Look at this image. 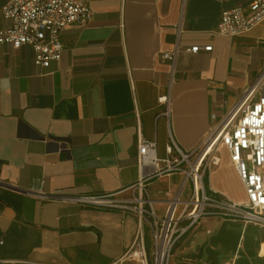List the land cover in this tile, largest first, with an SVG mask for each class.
Masks as SVG:
<instances>
[{"label":"crops","instance_id":"obj_1","mask_svg":"<svg viewBox=\"0 0 264 264\" xmlns=\"http://www.w3.org/2000/svg\"><path fill=\"white\" fill-rule=\"evenodd\" d=\"M6 2L0 28L9 24ZM236 2L91 0V20L63 31L61 61L48 67L35 63L30 45H0V264H135L123 257L141 240L150 244L145 218L60 197L135 183L142 139L155 140L160 157L172 140L185 150L203 141L212 115L234 106L264 66V21L244 34L217 32ZM195 45L213 48L187 50ZM175 50V61L163 57ZM220 155L208 189L246 201L228 151ZM191 190L174 172L152 180L148 195L164 215ZM183 239L174 264L200 263L201 249L195 263L182 261Z\"/></svg>","mask_w":264,"mask_h":264},{"label":"built area","instance_id":"obj_2","mask_svg":"<svg viewBox=\"0 0 264 264\" xmlns=\"http://www.w3.org/2000/svg\"><path fill=\"white\" fill-rule=\"evenodd\" d=\"M233 1L236 4L222 13L218 33L244 34L264 21V0ZM1 12L9 24L0 28V45H30L35 63L43 67L61 61L63 31L73 24H87L93 16L91 0H7ZM212 48L195 45L187 50L198 53ZM163 57L175 61L177 50L164 52ZM163 98L161 101L167 103L168 98ZM212 118L208 135L197 147L185 150L172 140L167 157L158 155L155 140L142 139L137 153L139 176L132 185L113 193L67 194L60 199L145 218L151 232L150 244L141 240L123 257L135 264H174L178 243L206 217L255 224L264 231V66L236 104ZM224 149L245 186L244 202L207 187V171L221 162ZM174 172L182 173L184 182L191 184L190 196L182 200L177 195L168 203L165 214L158 215L148 195L149 184Z\"/></svg>","mask_w":264,"mask_h":264},{"label":"rangeland","instance_id":"obj_3","mask_svg":"<svg viewBox=\"0 0 264 264\" xmlns=\"http://www.w3.org/2000/svg\"><path fill=\"white\" fill-rule=\"evenodd\" d=\"M204 221L208 226L204 229L201 226L180 243L178 251L183 256L182 261L191 262L201 249L202 260L197 264H232L230 259L238 252L241 242L242 247L237 253L241 257L238 255L236 264H247L248 260L250 264H264V256L259 255L260 244L264 242V231L260 226H245L242 222L218 221L214 218H206ZM203 230V234H200Z\"/></svg>","mask_w":264,"mask_h":264},{"label":"bare ground","instance_id":"obj_4","mask_svg":"<svg viewBox=\"0 0 264 264\" xmlns=\"http://www.w3.org/2000/svg\"><path fill=\"white\" fill-rule=\"evenodd\" d=\"M242 245V244H241ZM240 245V248L242 247ZM259 255L260 256H264V242H262L261 244H260V247H259ZM226 264H229V263H226Z\"/></svg>","mask_w":264,"mask_h":264}]
</instances>
